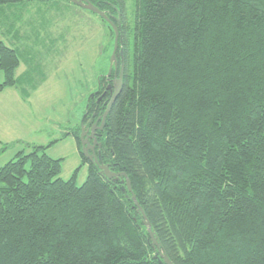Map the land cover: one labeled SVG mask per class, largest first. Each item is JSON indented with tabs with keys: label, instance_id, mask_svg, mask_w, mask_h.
I'll use <instances>...</instances> for the list:
<instances>
[{
	"label": "trees",
	"instance_id": "obj_1",
	"mask_svg": "<svg viewBox=\"0 0 264 264\" xmlns=\"http://www.w3.org/2000/svg\"><path fill=\"white\" fill-rule=\"evenodd\" d=\"M88 1L121 14L128 52L103 164L126 174L161 252L264 264V0H133L132 26L126 0ZM19 65L0 40V92ZM79 131L68 180L45 153L57 141L0 168V264H159L130 195L83 157Z\"/></svg>",
	"mask_w": 264,
	"mask_h": 264
},
{
	"label": "rangeland",
	"instance_id": "obj_2",
	"mask_svg": "<svg viewBox=\"0 0 264 264\" xmlns=\"http://www.w3.org/2000/svg\"><path fill=\"white\" fill-rule=\"evenodd\" d=\"M125 6L132 26L133 0ZM108 28L95 14L64 0L0 6V40L20 61L15 85L0 92V168L18 152L56 141L45 153L63 161L60 178L68 180L80 167L70 134L80 126L94 78L111 50L113 32ZM86 177L83 166L76 185Z\"/></svg>",
	"mask_w": 264,
	"mask_h": 264
},
{
	"label": "flooded vegetation",
	"instance_id": "obj_3",
	"mask_svg": "<svg viewBox=\"0 0 264 264\" xmlns=\"http://www.w3.org/2000/svg\"><path fill=\"white\" fill-rule=\"evenodd\" d=\"M117 15L119 16L120 31L118 33L116 48H114L115 38L113 33L111 50L107 57L102 60V66L104 67L94 78L95 85L87 97L84 108L83 125L88 129L87 135L92 134V138L88 139L89 144L93 146V151H89V153L92 152V157H97L98 153L102 156V132L105 123L104 114L121 92L127 75L128 52L124 44L122 17L118 11L115 15L109 14L108 16L116 18ZM113 23L115 24V22ZM112 56H114V59ZM116 89H118L117 94ZM85 159L96 167L93 161H90L88 158ZM101 161L103 162L102 157Z\"/></svg>",
	"mask_w": 264,
	"mask_h": 264
},
{
	"label": "water",
	"instance_id": "obj_4",
	"mask_svg": "<svg viewBox=\"0 0 264 264\" xmlns=\"http://www.w3.org/2000/svg\"><path fill=\"white\" fill-rule=\"evenodd\" d=\"M72 5L79 7L85 11H89L95 15H97L102 21H104L113 31L114 33V48H116V43L118 40V33L120 31V23H119V16L117 17H109L108 14L100 11L97 7L92 5L88 0H65ZM112 19V20H111ZM115 22V24L113 23ZM121 40V39H120ZM114 59V56H112ZM118 92V89H116V94ZM109 108L104 114V119L106 115L108 114ZM84 121V115L81 119L80 123V134H79V143L81 146L80 153L83 155L84 158H88L90 161H93V163L96 165V168L98 169V173L101 177H103L106 180H110L113 183L117 182L122 185V191H127L130 195V199L133 203V206L136 208L137 213L141 217V224L145 228L146 234L150 240L151 247L153 250H155V254L153 258H155L159 264H172V262L168 259L165 253L161 252L160 245L157 242V239L154 236V233L151 229V225L143 211V209L140 207L138 202L136 201L135 195L132 193L131 184L129 179L127 178L126 174L123 172H113L109 169L108 165L103 164L101 161V155L98 153L97 157H92V152L89 153V151H93V146L89 144L88 139L92 138L91 135H87L88 129L83 125ZM135 220V219H134Z\"/></svg>",
	"mask_w": 264,
	"mask_h": 264
},
{
	"label": "crops",
	"instance_id": "obj_5",
	"mask_svg": "<svg viewBox=\"0 0 264 264\" xmlns=\"http://www.w3.org/2000/svg\"><path fill=\"white\" fill-rule=\"evenodd\" d=\"M12 89V88H11ZM1 139V138H0ZM1 141V140H0Z\"/></svg>",
	"mask_w": 264,
	"mask_h": 264
}]
</instances>
